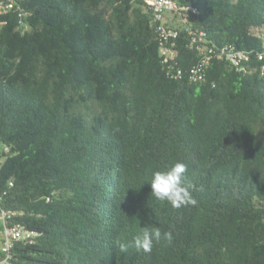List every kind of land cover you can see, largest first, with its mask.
Here are the masks:
<instances>
[{"label":"trees","instance_id":"trees-1","mask_svg":"<svg viewBox=\"0 0 264 264\" xmlns=\"http://www.w3.org/2000/svg\"><path fill=\"white\" fill-rule=\"evenodd\" d=\"M178 1L197 12L168 15L172 67L147 0L0 16V212L35 233L14 264H264V0ZM189 29L248 58L192 81ZM175 162L195 206L151 196ZM146 227L172 242L119 251Z\"/></svg>","mask_w":264,"mask_h":264},{"label":"built area","instance_id":"built-area-1","mask_svg":"<svg viewBox=\"0 0 264 264\" xmlns=\"http://www.w3.org/2000/svg\"><path fill=\"white\" fill-rule=\"evenodd\" d=\"M23 2L24 0H0V16L10 11L23 16L25 14ZM147 2L154 21L157 23L158 37L161 43V56L163 57V61L172 67V62L175 60L177 52L169 43L172 37L178 36V30L167 24L168 15L176 13L180 20L185 21V14L188 11L197 12V9L193 6L182 5L178 0H147ZM5 22L6 20L0 18V27ZM189 34L191 35V45L195 46L200 55L199 61L190 70L192 81L205 79L208 66L213 59L226 58L235 65H240L243 59L248 58L246 54L236 50L232 46L224 45L217 47L211 44V41L206 40L204 37L205 33L203 31L196 34L193 32V29H189ZM259 57L262 59L264 54L259 53ZM177 74L181 76L182 70L179 69L176 72ZM15 213V211H7L5 209H2L0 212V264H14L12 261L14 258L13 249L17 242L34 241V232L28 230L20 223L11 222L10 219Z\"/></svg>","mask_w":264,"mask_h":264},{"label":"clouds","instance_id":"clouds-1","mask_svg":"<svg viewBox=\"0 0 264 264\" xmlns=\"http://www.w3.org/2000/svg\"><path fill=\"white\" fill-rule=\"evenodd\" d=\"M187 166L182 162H175L166 170L155 171L150 180L151 196L157 201H167L173 208L197 204L193 197L191 186L186 183L185 173ZM173 240L172 231L162 232L159 227L143 228L131 242L116 241L121 253H126L129 247H134L137 252H151L154 243L161 241L171 243Z\"/></svg>","mask_w":264,"mask_h":264},{"label":"crops","instance_id":"crops-1","mask_svg":"<svg viewBox=\"0 0 264 264\" xmlns=\"http://www.w3.org/2000/svg\"><path fill=\"white\" fill-rule=\"evenodd\" d=\"M169 17H170V14H169Z\"/></svg>","mask_w":264,"mask_h":264},{"label":"rangeland","instance_id":"rangeland-1","mask_svg":"<svg viewBox=\"0 0 264 264\" xmlns=\"http://www.w3.org/2000/svg\"><path fill=\"white\" fill-rule=\"evenodd\" d=\"M169 18V17H168ZM170 19V18H169Z\"/></svg>","mask_w":264,"mask_h":264}]
</instances>
